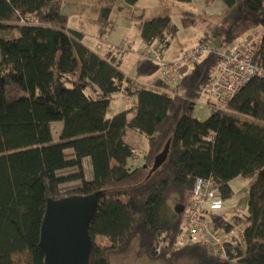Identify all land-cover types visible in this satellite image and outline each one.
Returning <instances> with one entry per match:
<instances>
[{
    "label": "trees",
    "instance_id": "1",
    "mask_svg": "<svg viewBox=\"0 0 264 264\" xmlns=\"http://www.w3.org/2000/svg\"><path fill=\"white\" fill-rule=\"evenodd\" d=\"M222 1L236 19L262 31L258 64L264 71V0ZM61 5L62 0H0V264H43L39 240L47 200L96 192L101 195L88 226V264H109L133 243L151 259L229 264L208 243L171 247L195 179L209 177L223 201L234 195L233 179L250 180L247 215L228 222L214 214L211 223L222 232L241 223L227 250L235 252L237 264H264V75L199 121L191 113L219 67L215 54L181 76L173 96L160 92L158 81L133 90L135 78L159 67L142 60L135 77H126L115 56L90 50L83 33L68 28ZM110 12V5L100 7L98 20L106 22ZM30 17L35 24L21 22ZM181 21L183 28L193 25L192 17ZM138 28L143 43L158 42L162 50L175 36L169 16L142 20ZM231 32L221 48L231 46ZM91 86L99 90L97 98L86 93ZM120 94L133 96V107L108 116L110 100ZM54 122L62 124L56 139ZM127 130L147 137L142 165L128 166L134 150L125 142ZM167 143L165 161L149 174ZM84 159L90 163L88 180ZM67 170L72 172L61 174Z\"/></svg>",
    "mask_w": 264,
    "mask_h": 264
},
{
    "label": "rangeland",
    "instance_id": "2",
    "mask_svg": "<svg viewBox=\"0 0 264 264\" xmlns=\"http://www.w3.org/2000/svg\"><path fill=\"white\" fill-rule=\"evenodd\" d=\"M111 6V12L106 22L98 20L100 7ZM61 13L68 18V28H78L86 37L89 46H93L96 40H101L105 47H117L123 42L130 46L135 45L136 29L140 21L149 20L158 16H169L175 27V36L169 38V50L172 53L188 50L194 45L202 43L208 48H221L220 43L227 33V28L232 26L234 21L233 9H228L222 0H137L134 5H130L126 0H62ZM192 14V15H190ZM184 17H192L193 25L183 28L181 20ZM243 19V18H240ZM240 31V32H239ZM250 29H242L233 25V41L237 42L247 36ZM262 33L261 30H258ZM205 38V39H204ZM104 48V47H103ZM133 48V47H132ZM135 48V47H134ZM133 48V49H134ZM180 50V51H179ZM182 52H180L181 54ZM204 99L200 97L196 100L191 113L192 117L205 120L208 111L203 107ZM126 108L125 99L117 96L111 103L108 116ZM60 122L51 125L53 137L57 138V127L61 128ZM134 141V146L144 148L146 140ZM147 148V147H146ZM69 157V155H67ZM87 162H83V172L88 179ZM72 170L63 171L61 174L67 175ZM250 180L239 178L232 183L234 195L228 200H224L223 210L227 212L225 218L232 220L237 215L246 213L247 196ZM109 264H192L184 258L164 256L158 259H151L145 251L140 250L136 243H133L130 250L123 254L111 256Z\"/></svg>",
    "mask_w": 264,
    "mask_h": 264
},
{
    "label": "built area",
    "instance_id": "3",
    "mask_svg": "<svg viewBox=\"0 0 264 264\" xmlns=\"http://www.w3.org/2000/svg\"><path fill=\"white\" fill-rule=\"evenodd\" d=\"M22 23L35 24L36 19L30 17ZM262 46V35L252 32L246 38L230 47L208 48L202 43L194 45L173 61H165L161 55L159 45H152L141 54V58L156 64L158 68V82L161 91L173 96L181 71L184 67H193L200 58L213 53L220 64L209 84L204 88L201 97L204 99L203 107L210 113L222 109L251 79L261 77L264 71L258 64V56ZM141 151H134L132 160L138 162ZM70 183L67 186H73ZM223 199L218 186L209 178H196L191 190V200L188 208L181 218V230L171 247L178 249L196 242L208 243L215 256L229 264H237L235 252L227 250L226 244L238 237L242 230L241 223L235 225L227 232L214 230L211 223L212 215L220 216L223 211Z\"/></svg>",
    "mask_w": 264,
    "mask_h": 264
},
{
    "label": "water",
    "instance_id": "4",
    "mask_svg": "<svg viewBox=\"0 0 264 264\" xmlns=\"http://www.w3.org/2000/svg\"><path fill=\"white\" fill-rule=\"evenodd\" d=\"M168 147L167 143L155 156L149 174L163 164ZM100 195L101 192H96L89 196L47 200L39 240L43 264H88L92 249L88 226Z\"/></svg>",
    "mask_w": 264,
    "mask_h": 264
},
{
    "label": "crops",
    "instance_id": "5",
    "mask_svg": "<svg viewBox=\"0 0 264 264\" xmlns=\"http://www.w3.org/2000/svg\"><path fill=\"white\" fill-rule=\"evenodd\" d=\"M188 1V0H187ZM234 21H232V26H230L229 28H227V31L228 30H232L233 29V25L235 26V29L240 26L241 30L242 29H250L251 31L247 32V36L249 34H251L252 32H258V30L260 29H254V27L252 26V24L249 22V21H242V20H239V19H236V16L234 15ZM72 29V28H70ZM73 30H77L79 32H82L80 29L78 28H75ZM240 32V31H239ZM233 32H231V41H233ZM262 34V33H260ZM226 33L224 34V38H226ZM247 36H245L244 38H246ZM244 38H241L240 40H238L237 42H232V44L234 43H238L240 41H242ZM205 39V38H204ZM222 39V40H223ZM135 45L136 46H130L128 43H122L120 46H117V47H113V46H110V47H105L101 40H96V43L93 45V46H89V44H87L86 42V37L85 35L83 34V44L88 47L90 50H93L95 51L96 53L100 54V55H105L107 53H111L113 56H115V59H116V62L119 63V69L120 71L128 78L132 79L135 77V71H136V66L138 64V62L144 60L141 58V54L144 52V51H147L152 45H159L160 44L158 42H155L153 43L152 45L148 46L146 45L145 43H143L141 41V39L139 38V28L137 27L136 29V39H135ZM170 42V41H169ZM222 43V41H221ZM220 43V45H221ZM231 44V45H232ZM169 46H170V43L168 45V47L166 49H161V55L163 57V59L165 61H173L175 59H177L179 56H180V52H183V51H186V50H182V48L179 50L180 52H177V53H172L171 51H168L169 50ZM104 47V48H103ZM134 49H133V48ZM161 48V46H160ZM226 49V48H225ZM192 67H184L181 71V76H183L184 74L188 73L190 70H191ZM135 83H134V88L133 90H137V89H143V88H151L153 87V85L155 84V82L158 81V73H154L152 75H147V76H141V77H138V78H135ZM159 91H161L160 88H158ZM86 93L94 98H97L98 94H99V90L94 87V86H91L89 88H87L86 90ZM117 96H122L124 99H125V102H126V108L122 109V110H126V109H131L134 105V102H135V98L133 96L131 97H127V96H123V95H116L114 96L110 102H109V106H108V111L110 110V106H111V103L112 101L114 100V98H116ZM120 110V111H122ZM107 111V112H108ZM118 111V112H120ZM208 111V110H207ZM117 113V112H116ZM133 115V113H131L129 115L128 118H131ZM210 115V112L208 111V115L207 117ZM195 119L201 121L200 118L198 117H195L193 116ZM61 128L57 127V133L58 131H60ZM142 138H144L143 140H146V146H145V149L144 148H139L138 146L135 147L134 145V141H136L138 139V141H142ZM56 139V138H54ZM125 142L126 144H128L130 147H132V149L134 151H141L142 152V155L139 156V159H138V162L134 164L132 158H130L128 160V166L130 167H135V166H139V165H142V156L144 155L145 151H146V147H147V137L144 136V135H140V134H137L136 132L132 131V130H127L126 131V135H125ZM67 153H70V152H67ZM83 162H87V166H88V179H90L91 177V170H90V163H89V160L88 159H84ZM239 178H242V177H238V178H235L233 179L229 185H230V188L232 189L233 191V188H232V183L239 180ZM87 179V178H86ZM87 179V180H88ZM227 212H225L224 210L222 211V213H220L222 217H225V214ZM247 215V213H245L244 215L242 216H239L237 215L236 217H245ZM235 218V217H234ZM228 222H232V220L228 221Z\"/></svg>",
    "mask_w": 264,
    "mask_h": 264
}]
</instances>
